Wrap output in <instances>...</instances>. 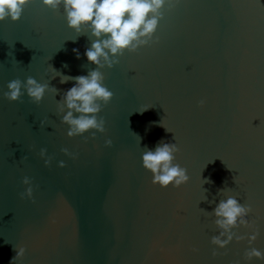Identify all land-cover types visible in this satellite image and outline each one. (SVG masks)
<instances>
[{
    "label": "water",
    "instance_id": "1",
    "mask_svg": "<svg viewBox=\"0 0 264 264\" xmlns=\"http://www.w3.org/2000/svg\"><path fill=\"white\" fill-rule=\"evenodd\" d=\"M155 36L100 69L114 93L98 114L106 131L70 137L59 102L76 82L59 73L95 69L85 51L96 38L42 0L0 21V264L20 247L14 264H264L245 257L264 252V0H178ZM29 76L59 91L38 104L26 90L3 96ZM162 140L180 147L190 180L178 188L153 184L143 166ZM25 176L33 195L21 198ZM228 196L252 206L254 227L234 228L244 239L220 248L211 212Z\"/></svg>",
    "mask_w": 264,
    "mask_h": 264
},
{
    "label": "clouds",
    "instance_id": "2",
    "mask_svg": "<svg viewBox=\"0 0 264 264\" xmlns=\"http://www.w3.org/2000/svg\"><path fill=\"white\" fill-rule=\"evenodd\" d=\"M177 2L178 0H42L43 5L53 10H59L63 6L70 28L75 29L78 34L90 31L91 36L96 38L92 40L91 46L85 51L88 61L97 65L95 69L89 70L87 75L75 77L62 75L58 72L61 76V83L69 80L76 82L64 93L59 102L60 113H64L67 109L66 114L62 116V122L70 125L68 136L82 135L91 129H96L99 132L106 131V121L98 114L104 105L111 102L114 93L105 86V75L100 69L105 66L114 67L120 62L119 57L123 56L125 51L137 52L143 46L157 43L159 37L155 34L160 21L165 17V10L170 11ZM30 3L32 0H0V21L8 18H11L12 21H19ZM73 51L79 59V49H73ZM64 66L67 67L66 64ZM7 87L8 91L4 92L3 96L9 101L21 100L26 90L27 95L37 104L43 100L47 91L56 94L59 91L55 87H50L49 83L38 82L31 76L27 78L26 82L19 78L13 79ZM204 104L205 101L201 100L200 105ZM147 109L148 107H145L140 112ZM44 124L45 121H41V126ZM92 135L94 137L95 132ZM106 144L110 146L111 139L107 140ZM145 149L142 162L143 166L153 174V184H159L161 187L172 185L178 188L190 180L187 169L176 162V153L180 151L177 143L162 140L155 150ZM62 151L68 155H75L70 153L67 148ZM40 155L46 156L47 149H41ZM51 159L48 157L45 163L50 165ZM60 166H65L64 161H60ZM210 182V180H204V183ZM23 183L29 187L25 192L20 193L21 198L32 197L31 178L25 176ZM222 191L224 189L220 190V192ZM252 211L250 204H242L234 196L220 200L214 211L211 212L216 217L214 223L220 230L219 235L212 237V244L225 248L234 238L237 241L244 239L243 236L237 235L233 229L241 225L254 227L252 221L248 219L249 213ZM258 235V231L254 232L249 237V244L254 242ZM25 252L26 248L20 247L10 264H14L15 260L22 258ZM217 254V252H213V255ZM245 257L248 260H252L254 257L264 259V252L252 247L246 250Z\"/></svg>",
    "mask_w": 264,
    "mask_h": 264
}]
</instances>
